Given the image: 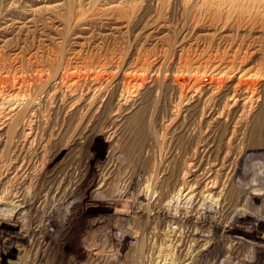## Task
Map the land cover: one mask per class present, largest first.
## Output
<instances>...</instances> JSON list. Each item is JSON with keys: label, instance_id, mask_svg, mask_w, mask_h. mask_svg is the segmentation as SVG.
Returning <instances> with one entry per match:
<instances>
[{"label": "rangeland", "instance_id": "374dc122", "mask_svg": "<svg viewBox=\"0 0 264 264\" xmlns=\"http://www.w3.org/2000/svg\"><path fill=\"white\" fill-rule=\"evenodd\" d=\"M262 75L264 0H0V116L16 108L0 130V189L26 175L30 186L20 206L0 202V264H207L197 244L207 230L189 217L214 204L194 205L175 180L192 178L185 160L217 98L244 76L258 94ZM123 102L131 111L109 138L107 119ZM252 162L245 187L261 195L264 161ZM11 164L25 175L7 182ZM244 214V227L258 217L238 205L230 221ZM222 250L217 264H243Z\"/></svg>", "mask_w": 264, "mask_h": 264}, {"label": "bare ground", "instance_id": "6f19581e", "mask_svg": "<svg viewBox=\"0 0 264 264\" xmlns=\"http://www.w3.org/2000/svg\"><path fill=\"white\" fill-rule=\"evenodd\" d=\"M234 70H235V72L238 70L240 71L238 66H235L233 68L232 72ZM229 72H230V70H229ZM262 76H264V75H262ZM244 77H245L244 79H240V77H239L237 82L234 85L227 86L226 89L231 88L230 89L231 94L229 95V97L227 96V98H225V99L223 98V101L221 100L222 99L221 96H220V98H217L216 103L219 102V107L213 106L210 108V112L207 116V121H206V125H205L206 128L203 132L204 136L201 138V140H199L197 142V145L193 149L194 151L190 154V156H188L187 158L185 157L186 158V160H185L186 164L185 163L184 164L186 165V168H185V170H183L182 173L183 174L188 173V176H191L192 178H190L188 181L187 180H181L180 182H179V179L175 180L178 182L177 184L179 185V183H180V186H181V187H179L178 191L181 190V188L183 189V187L188 188V191L186 192V194L187 195L189 194V198L192 199L194 205L199 204L201 201L202 202L208 201L209 203L214 204V208L207 211L208 212L207 216L204 219L201 220V217H200V221H198V220L195 221L192 218L193 216L190 215L191 217H189L190 220H193L194 224L197 227H200V228L205 227L207 230V234L204 236L198 235L199 238H201V240H199V241L197 240L198 246L203 245V244L206 246L202 250H207L208 255L211 253V256L207 260V264H217V260H218L217 255H213L214 248H216L217 246L221 247L223 249L222 251L226 253L227 263L232 261L234 258H239L243 264H264V245L259 244V243H262V239H264V237H260V235L258 234L260 232V230L264 229V194L252 195L248 191L249 188L245 187L246 183H244V181H246V179L248 178V175L250 173H252L253 171L255 172L257 169V167H256L257 165H255V163H253L252 161L254 159H257V158L264 161V87L261 88V90L258 94L252 95L254 84L252 85L251 84L252 82L251 83L249 82L248 76H247V78H246V76H244ZM260 85L264 86V84H260ZM254 96H255V98H254ZM124 98H122V99H124ZM191 99H192V97H189L188 100H191ZM194 100H191V102ZM129 101H131V100H129ZM126 102H128V100L125 101V103ZM125 103L123 102L122 105L119 107V110L117 112L112 113L113 115H111V116L109 115V117L107 119L108 125L111 127L110 132L107 133V135H108L107 137H109V138H112V136L113 137L115 136V130L118 129L117 126L119 124H122V122L127 117V114L130 113L129 111H131L129 108L130 106L126 107ZM254 103H255V106H254L255 108L251 109V107L253 108L252 104H254ZM8 107H10V106H8ZM27 107H30V106H27ZM110 107L112 108V106H110ZM6 108L4 109V114L0 116V120H2V121H0V130L3 129V127L5 126L6 119H8L13 114V112H16V111H14L16 108H14V107H10L7 111H5ZM101 108H102V106H101ZM105 109L107 111V108H105ZM250 109H251V112H250ZM246 110L247 111L249 110V112H250L248 115V121H246L245 123L243 122L242 125H238V122H240V120L243 119V116L246 115L245 114L247 112ZM102 111H104V110H102ZM112 112H113V110H112ZM26 113H27V111H26ZM104 113H105V111H104ZM0 114H1V111H0ZM110 114H111V111H110ZM1 118H3V119H1ZM96 118H97V116H96ZM246 120H247V117H246ZM209 123H211V125ZM31 129L28 128V131H26L24 133L22 132L23 138H22V143H20V144H22L21 147H25L26 150H27V148H29L30 144L32 143L33 137H34L31 134L32 132H30ZM102 129L105 130V128H102ZM91 132L93 133V131H91ZM77 135H79V134H77ZM90 135H91V133H90ZM0 140H3V139H1V136H0ZM1 144H3V142ZM21 147H19V148L21 149ZM24 152H25V150H24ZM66 159L67 158H65V160ZM240 162H242V164H243V167H241V168H240ZM11 165H13V164H11ZM20 165H19V167L16 165L15 166L13 165V168L7 169L8 171L6 172L5 176H2L3 177L2 179L8 182V180L10 179V175H12L11 177L14 178V175L16 176V173H18V170H20V169L22 170V165H21V168H20ZM60 165H62V164H60ZM27 166H29V165L27 164ZM23 168H25V167H23ZM258 168H259V166H258ZM23 170H22V173L24 174ZM236 175L238 176L239 180L237 181V183L236 182L234 183V177ZM24 177H25V180L23 179L24 181L22 180L21 181L22 183L19 182L21 185L19 184V187L16 188L15 190H13V191L9 190L10 192H8L6 190H3L2 189L3 187L0 189V202L7 200V203L15 205L16 207L20 206L23 197L25 195L29 194L28 192L30 189L29 188L30 186L28 185L29 177L27 175ZM184 177H185V175H184ZM59 180H60V178H59ZM255 180L258 181V183L256 184V187L264 186V183L261 182L262 177L261 178L257 177ZM2 182L4 183V181H2ZM52 182H54V180ZM55 182H56V180H55ZM247 185L250 188L252 187L248 183H247ZM173 186H174V184H173ZM41 188H42V190L45 189L44 184L42 185ZM58 189H60V188H58ZM49 193L51 194L52 192H49ZM41 197L43 198L41 202L45 201L44 200L45 199L44 194L41 195ZM48 197H49V195H48ZM46 198H47V196H46ZM255 200L258 202V204L257 203L255 204V202H254ZM47 204H48V202H47ZM238 205H241L244 210L250 209V210L254 211L256 213V215L258 216V217L252 216L251 218L249 216L250 226L244 227V226L240 225L241 219L247 218L245 214H244L245 216H241V218L236 217V218L232 219V221H230V217H231L230 215H231L233 209ZM45 208H46V206H45ZM38 212H40V211H38ZM160 214H161V212H160ZM239 214H241V213H239ZM163 217H165V216H163ZM36 222H38V221H36ZM219 230H223L224 232L229 231V232H235V233L238 231L245 232V234L250 235V236L254 237L255 239H259L260 241L257 240L256 244H252V243H249L246 241L244 242L241 240L242 243H240L236 239H229L223 235L217 236L218 235L217 232ZM184 232H186V231H184ZM187 233H188V231H187ZM244 236H246V235H244ZM176 241H177V239H176ZM249 244H250V246H248ZM178 252L179 251H177V253ZM198 263H199V261H198ZM200 263H201V261H200ZM232 263H234V262H232Z\"/></svg>", "mask_w": 264, "mask_h": 264}]
</instances>
